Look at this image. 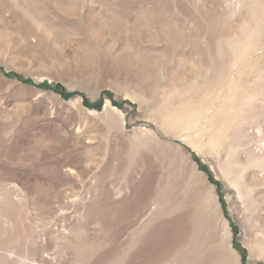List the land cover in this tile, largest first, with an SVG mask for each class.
I'll list each match as a JSON object with an SVG mask.
<instances>
[{"label":"rangeland","instance_id":"rangeland-1","mask_svg":"<svg viewBox=\"0 0 264 264\" xmlns=\"http://www.w3.org/2000/svg\"><path fill=\"white\" fill-rule=\"evenodd\" d=\"M0 264H264V0H0Z\"/></svg>","mask_w":264,"mask_h":264}]
</instances>
